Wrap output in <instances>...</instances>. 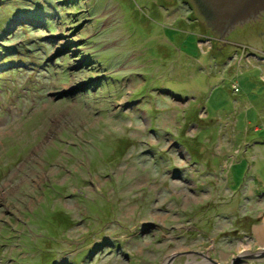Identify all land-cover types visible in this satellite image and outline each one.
Listing matches in <instances>:
<instances>
[{"label": "rangeland", "instance_id": "rangeland-1", "mask_svg": "<svg viewBox=\"0 0 264 264\" xmlns=\"http://www.w3.org/2000/svg\"><path fill=\"white\" fill-rule=\"evenodd\" d=\"M191 13L0 0V264L260 250L243 246L248 205L264 210L248 178L264 154V17L218 37Z\"/></svg>", "mask_w": 264, "mask_h": 264}, {"label": "water", "instance_id": "water-1", "mask_svg": "<svg viewBox=\"0 0 264 264\" xmlns=\"http://www.w3.org/2000/svg\"><path fill=\"white\" fill-rule=\"evenodd\" d=\"M192 13L186 18L198 19L203 26L209 28L216 36L222 37L238 25H244L252 19L260 18L264 12V0H186ZM165 6H171L173 0H161ZM211 264H218L211 258L202 255ZM174 256L165 264H170ZM264 259V248L254 253L243 252L232 259L231 264H247Z\"/></svg>", "mask_w": 264, "mask_h": 264}, {"label": "crops", "instance_id": "crops-1", "mask_svg": "<svg viewBox=\"0 0 264 264\" xmlns=\"http://www.w3.org/2000/svg\"><path fill=\"white\" fill-rule=\"evenodd\" d=\"M262 145L263 146H260L261 148L264 147V144ZM251 151L255 152L256 148ZM257 160H260V162L263 163V166H260V164L255 165V161ZM252 161L253 165L248 170L250 172L248 178H250L252 184L251 186L258 184L263 190V194L260 196V199L254 202L261 203L262 197H264V181L262 180L264 179V154L258 153L253 157ZM248 203L251 204L252 202L248 201ZM258 206L259 208H256L253 205H248L247 210L244 212V217L246 216V218H251L248 220V231H246L248 232L245 238L246 246H243L248 250H251L252 247H254V249L264 248V210H258L263 209L260 205Z\"/></svg>", "mask_w": 264, "mask_h": 264}, {"label": "flooded vegetation", "instance_id": "flooded-vegetation-1", "mask_svg": "<svg viewBox=\"0 0 264 264\" xmlns=\"http://www.w3.org/2000/svg\"><path fill=\"white\" fill-rule=\"evenodd\" d=\"M263 17H264V12L261 13L260 18H258V19L262 20ZM255 20H257V19H252V20L248 21V24L253 23ZM246 24H247V23H246ZM246 24H245V25H246ZM248 56H254V55H252V53H251V54H249ZM259 60H261V59H259Z\"/></svg>", "mask_w": 264, "mask_h": 264}]
</instances>
